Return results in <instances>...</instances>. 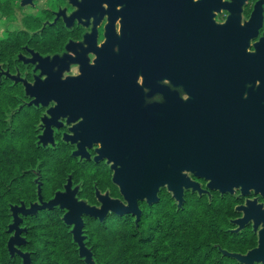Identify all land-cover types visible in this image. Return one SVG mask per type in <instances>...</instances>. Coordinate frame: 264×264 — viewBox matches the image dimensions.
Returning a JSON list of instances; mask_svg holds the SVG:
<instances>
[{
  "label": "flooded vegetation",
  "instance_id": "obj_1",
  "mask_svg": "<svg viewBox=\"0 0 264 264\" xmlns=\"http://www.w3.org/2000/svg\"><path fill=\"white\" fill-rule=\"evenodd\" d=\"M129 7L124 0H0V90L12 89L8 97L18 102L16 113L38 115L35 145L47 153L45 169L27 170L30 192L8 206L9 224L10 207L39 204L38 190L48 202L70 180L75 199L100 211L96 218L81 216L84 245L95 261L99 254L90 244L95 233H112L118 220L135 224V216L113 211V201L126 204L113 179L122 172L129 180L160 177L161 103L171 101L179 108L163 121H172L176 132L202 137L197 153L222 152L225 174L240 180L232 195L189 192L209 200L215 194L233 197L236 219L243 216L237 207L254 210L257 231L252 221L244 229L252 230L257 246L264 225V0H161V92H151L141 76L135 82H102L100 49L107 36L120 35ZM118 47L111 45L113 51ZM45 80L67 84L62 108L55 109L54 100L45 107L29 105L36 98L31 91ZM135 83L139 92L133 91ZM42 118L51 130L45 146L38 144ZM188 176L206 189L203 177ZM157 197L159 204L161 187ZM153 206L138 201L140 219ZM66 212L58 206L34 216L18 212L19 228L25 229L19 249L28 252L22 247L31 219L43 213L60 221L83 262L73 225L63 221Z\"/></svg>",
  "mask_w": 264,
  "mask_h": 264
},
{
  "label": "water",
  "instance_id": "obj_2",
  "mask_svg": "<svg viewBox=\"0 0 264 264\" xmlns=\"http://www.w3.org/2000/svg\"><path fill=\"white\" fill-rule=\"evenodd\" d=\"M133 5L128 8L126 17L121 20L120 35L107 36V41L100 49L97 61L102 65V82H127V78L132 80L138 76L143 78V85L149 87L151 92H161V0H124ZM118 44L117 51H113L111 45ZM96 77L100 75L96 74ZM133 77V78H132ZM69 89L67 84L62 81H56L51 86L47 81L38 83L35 89L31 91L36 95L35 100L29 105L47 106L50 100L56 102V108L60 109L67 102L64 95ZM134 92H139V87L135 83ZM30 90H27V93ZM174 108H179L171 101L165 104L161 103V174L160 177H134L129 180L125 173H118L113 182L119 187L120 193L126 202L122 204L115 200L113 211L118 216L131 214L135 216V225L140 220L141 210L138 207V201H146L148 206L158 203V189H165L171 194L176 202L177 208H182L184 195L186 191L191 193L209 194V191H216L220 195L234 194L235 189H239L240 180L227 176L222 162V152L218 155L207 156L204 148L198 149L196 142L203 141L202 137H196V134L189 130L174 131L172 121L164 122V118L169 119L173 116L170 112ZM55 109L48 113L54 116ZM45 118V117H44ZM41 119L43 123V132L38 136V144L45 146L50 136V128ZM199 142V141H198ZM199 144H201L199 142ZM201 146V145H200ZM143 156L146 157L143 149ZM197 177H203L207 182L206 189H202L198 182L190 179L188 174ZM71 182L65 186L64 193H56L54 198L48 202H42L40 190H38L39 204H32L29 208L23 205L20 208L10 207L12 222L8 225L7 233L12 234L6 244V249L10 258L17 256L21 259V264H31V255L28 252H22L19 247L25 244L21 238V233L25 229H20L21 219L18 212L23 216H34L39 210H50L58 206L61 210H67L63 216V221L67 225H73L71 234L73 241L78 245L79 256L84 264H95L92 254L84 245L82 236L83 222L82 215L93 218L98 216L99 210L87 206L84 202L75 199L77 188L70 190ZM104 198V197H103ZM253 204V202L251 203ZM243 211V216L231 221L232 225L237 226L233 232H239L245 225L253 222V232L257 231L256 217L257 213L249 208L237 207L236 211ZM222 256L233 259L239 264H264V225L258 231L257 246L247 251L245 254L228 252L218 248Z\"/></svg>",
  "mask_w": 264,
  "mask_h": 264
},
{
  "label": "trees",
  "instance_id": "obj_3",
  "mask_svg": "<svg viewBox=\"0 0 264 264\" xmlns=\"http://www.w3.org/2000/svg\"><path fill=\"white\" fill-rule=\"evenodd\" d=\"M3 88L0 94L4 93L6 97H0V264H21L20 258H10L6 249L9 238L7 226L10 223L8 206L29 194L31 184L27 170L36 166L45 169L47 153L35 145L38 115L16 113L18 102L8 97L12 89L7 85ZM235 203L237 201L233 197L215 194L209 200L204 195L198 197L186 193L182 208L178 209L168 193L162 190L161 202L149 208L151 213L144 211L137 226L118 220L112 233L93 235L91 245L95 255L99 254L94 262L239 264L222 256L218 250L245 252L256 246V238L250 228L237 233L229 228L230 220L237 215ZM31 220L29 236H34L36 245H40L39 251L30 252L31 264H84L77 256L70 257L74 253L73 246L70 238L60 229V221L43 213ZM119 224L124 226L120 235ZM47 228L48 232L44 234ZM125 232L131 235L127 236ZM118 237H124V240L117 244L116 252H108ZM26 250L29 252V249ZM50 251L58 256L52 259Z\"/></svg>",
  "mask_w": 264,
  "mask_h": 264
},
{
  "label": "rangeland",
  "instance_id": "obj_4",
  "mask_svg": "<svg viewBox=\"0 0 264 264\" xmlns=\"http://www.w3.org/2000/svg\"><path fill=\"white\" fill-rule=\"evenodd\" d=\"M37 125V122L35 123V126ZM36 134V133H35ZM37 167V166H36ZM162 190H164L165 192H167L165 189H162ZM161 190V191H162ZM168 193V192H167ZM186 193H190L189 191H186L185 192V194ZM191 194V193H190ZM168 195L171 197V194L170 193H168ZM171 199H172V197H171ZM173 200V199H172ZM184 200H185V195H184ZM173 202L176 204V202L173 200ZM236 204L237 203H235L234 204V206H236ZM150 209H148V208H146V209H144V211H146V212H148L147 214H149V211ZM151 213V212H150ZM238 217V213H237V215L236 216H233L232 217V219L231 220H233V219H236ZM231 220H230V224H229V226H231V227H229L231 230L232 229H235V226L234 225H232L231 224ZM123 221V220H122ZM57 222H58V219H57ZM32 224V223H31ZM59 225V224H58ZM130 225H131V223H130ZM119 226L121 227V229L119 230V235L120 234H122L123 232H122V230H123V227L124 226H122L121 224H119ZM60 229H62V228H60ZM127 229H129V228H127ZM63 230V229H62ZM89 230V229H88ZM93 230V229H92ZM91 230V231H92ZM47 232H48V228H47V230H45V232H44V234H47ZM65 232V231H64ZM124 234H127V236L129 235H131V233L130 232H125ZM33 235H35V234H33ZM127 240L129 239V237L128 238H126ZM27 240H28V245L27 246H24V247H22V250H26V249H29V252H34V251H39V248H40V245H36V241H35V238H34V236H27ZM124 240V237H122V238H119L118 237V243L117 242H115L114 244H112V246L110 247V249L108 250V252H111L112 253V251H114V252H116V249H115V247L117 246V244H119L120 242H122ZM37 242H38V239H37ZM125 242H126V240H125ZM39 243V242H38ZM91 244V243H90ZM70 247V246H69ZM113 248H114V250H113ZM26 251H28V250H26ZM247 251H249V250H246L245 252H235V253H239V254H245ZM50 253V255H51V258L52 259H55L57 256H58V254L57 253H54V252H52V251H50L49 252ZM113 256H115V254L113 253ZM70 257H72V258H75L76 257V254H75V252L73 253V254H70Z\"/></svg>",
  "mask_w": 264,
  "mask_h": 264
}]
</instances>
